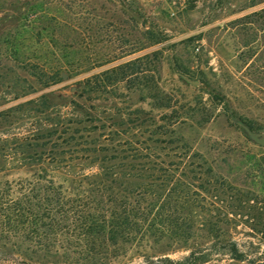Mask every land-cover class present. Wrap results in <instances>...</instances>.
<instances>
[{"label": "rangeland", "instance_id": "1", "mask_svg": "<svg viewBox=\"0 0 264 264\" xmlns=\"http://www.w3.org/2000/svg\"><path fill=\"white\" fill-rule=\"evenodd\" d=\"M0 77V192L92 169L90 143L111 148L133 120L176 123L219 177L220 203L204 194L195 215L233 207L243 242L263 230L264 148L240 124L264 132V0H0Z\"/></svg>", "mask_w": 264, "mask_h": 264}, {"label": "trees", "instance_id": "2", "mask_svg": "<svg viewBox=\"0 0 264 264\" xmlns=\"http://www.w3.org/2000/svg\"><path fill=\"white\" fill-rule=\"evenodd\" d=\"M138 120L111 148L90 143L84 161L92 169L68 172L63 182L42 170L0 192V262L130 264L132 253L137 264H264V215L255 225L261 233H247L245 242L231 231L240 222L233 207L219 218L197 217L204 194L211 206L220 203L219 177L175 136L176 123ZM36 155L23 152L20 163L37 162ZM179 249L189 254L171 258Z\"/></svg>", "mask_w": 264, "mask_h": 264}, {"label": "water", "instance_id": "3", "mask_svg": "<svg viewBox=\"0 0 264 264\" xmlns=\"http://www.w3.org/2000/svg\"><path fill=\"white\" fill-rule=\"evenodd\" d=\"M64 79H66V76L63 75ZM184 78L191 82V80L188 77ZM197 84V83H194ZM240 126L244 129L246 134L249 136V138L258 146L264 148V132H258V131H253L250 127L240 124Z\"/></svg>", "mask_w": 264, "mask_h": 264}]
</instances>
